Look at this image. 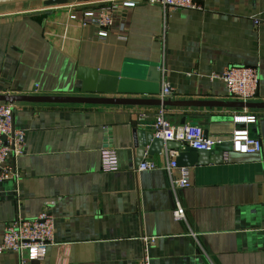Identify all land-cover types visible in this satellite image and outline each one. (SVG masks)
<instances>
[{
  "label": "crops",
  "instance_id": "crops-1",
  "mask_svg": "<svg viewBox=\"0 0 264 264\" xmlns=\"http://www.w3.org/2000/svg\"><path fill=\"white\" fill-rule=\"evenodd\" d=\"M111 1L0 5V93L234 101L240 99L221 75L246 65L259 71L250 101H264V23L254 22L264 16V0H198L201 9L120 6L103 38L83 22ZM153 66L161 74L158 95L93 93L96 70L143 79ZM165 83L173 93L162 97ZM15 105L14 126L26 131L27 146L10 160L19 178L0 181V241L8 222L49 211L55 237L40 264H137L146 254L150 264H264V108L164 106L174 124H199L226 141L235 127H247L262 142L254 154L227 144L222 159L213 154L186 166L190 185L177 186L170 152L185 148L139 156L135 146L137 129L154 132L161 105ZM237 115L257 120L236 123ZM110 146L119 168L104 171L101 150ZM143 159L156 167L138 171ZM178 204L181 220L174 217ZM0 264H20V254L0 252Z\"/></svg>",
  "mask_w": 264,
  "mask_h": 264
},
{
  "label": "built area",
  "instance_id": "built-area-1",
  "mask_svg": "<svg viewBox=\"0 0 264 264\" xmlns=\"http://www.w3.org/2000/svg\"><path fill=\"white\" fill-rule=\"evenodd\" d=\"M160 4L166 10L180 8L201 9L202 5L198 0H113L111 6L103 8L97 16L84 19V24L91 22L96 25L98 35L107 37L109 27L113 24V10L123 6H133L139 2ZM255 24L264 23V16L254 19ZM229 94L242 101H250L257 94L259 87L258 67L246 65L228 66L221 75ZM37 86V85H36ZM173 93L172 87L165 83L161 90L162 97ZM16 103V102H15ZM15 103L0 101V181L19 178V173L10 162L11 157L23 154L27 146V134L24 129H17L14 126ZM145 113L141 114L144 118ZM256 115H237L234 117L236 123H255ZM154 135L165 142H180L185 149L191 147L197 150L216 151L221 149L227 154V144L235 152L254 154L262 150L261 139L253 136L247 127H235L228 141L222 137H214L205 134L203 127L199 124L185 123L174 124L168 117L164 106L155 113L153 124ZM172 159L168 162V169L176 168L180 174L174 180L177 186H189L190 174L186 166H179L177 156L179 150L170 152ZM104 171H115L119 168L118 155L112 146L104 147L101 150ZM156 164L149 159H143L137 165V170L153 169ZM185 208L178 204L174 211L177 220L185 218ZM55 237L54 217L49 211H42L35 217L27 218L19 216L8 222L4 229L3 238L0 241V252L12 250L20 254V264H36L41 261L53 243ZM145 242H153L154 239L145 238ZM137 264H150V258L146 254Z\"/></svg>",
  "mask_w": 264,
  "mask_h": 264
},
{
  "label": "water",
  "instance_id": "water-1",
  "mask_svg": "<svg viewBox=\"0 0 264 264\" xmlns=\"http://www.w3.org/2000/svg\"><path fill=\"white\" fill-rule=\"evenodd\" d=\"M31 0H0V5L20 3ZM48 4L64 3L67 0H45ZM93 93H136V94H155L160 93L161 74L157 66L149 69L148 74L143 79H132L123 76L120 72L96 70ZM145 80V81H144ZM147 81H150L148 84ZM89 87H83L84 92H91ZM0 101L10 103L15 102H37V103H59V104H128V105H161V106H180V107H248L264 108V101H226V100H209V99H172V98H132L120 96H102V95H42V94H10L0 93ZM185 123V118L182 120ZM207 135L208 132L206 131ZM174 143V144H173ZM180 148L181 143L175 141H165L155 137L151 131H142L137 129L135 134V146L137 154L143 156L148 149L149 154L159 153L164 150L165 146ZM149 147V148H147ZM213 154H218L220 159L223 158L221 149L216 151L197 150L187 148L181 150L177 156L179 166H192L196 163H205L211 161ZM40 264L39 261H35Z\"/></svg>",
  "mask_w": 264,
  "mask_h": 264
}]
</instances>
